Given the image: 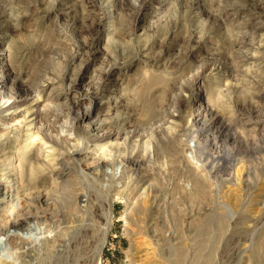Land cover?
<instances>
[{
	"label": "rangeland",
	"instance_id": "1",
	"mask_svg": "<svg viewBox=\"0 0 264 264\" xmlns=\"http://www.w3.org/2000/svg\"><path fill=\"white\" fill-rule=\"evenodd\" d=\"M0 94V156L12 153L21 134L11 127L36 95L49 105L39 120L45 134L77 123L88 141L91 122L138 143L115 153L127 160V179L115 187L109 153L99 160L84 148L71 165L73 183L56 186L46 169L49 220L19 232L8 250L14 264H264V0H0ZM202 127L195 152L228 153L250 168L248 178L228 181L235 168L216 162L220 186L193 180L185 189L183 152ZM235 131L244 138H230ZM77 200L97 231L73 241L60 228ZM31 230L49 239L26 240Z\"/></svg>",
	"mask_w": 264,
	"mask_h": 264
},
{
	"label": "bare ground",
	"instance_id": "2",
	"mask_svg": "<svg viewBox=\"0 0 264 264\" xmlns=\"http://www.w3.org/2000/svg\"><path fill=\"white\" fill-rule=\"evenodd\" d=\"M41 96L40 95H38V96L36 95V96H32L31 98L29 97L30 100H28V99L25 100L24 105H26L28 107L25 106L27 109L23 111L25 113V114H23L24 117L21 120H17L15 122L16 123L15 126L11 127L12 130L10 131L11 133H16V134L20 133L21 135H17V136H15L12 139V141L14 142V146H13L14 149H13L12 153L6 152L5 154L0 156V166H1L0 167V264H14L17 261H19L18 256H14L15 254H13V252L12 253L10 252L11 251L10 249H12L11 247H13L12 243L14 241H15L14 243H17L18 241L16 242V240H18V239L20 240V236L21 235H19V232L21 230H25V229L27 230L29 225H31L30 223L32 221H37V220L44 219L47 216L48 212H49V214L51 213L50 211H48L49 209L47 210V208H46L47 205H48V200L50 199L49 198L50 197V193H49L50 191L48 190V192H47L44 188L41 187L42 185L40 184V182H42V181L44 182V180L46 179V178L44 179V176H45L44 175V173H45L44 171H47L46 169H49L51 171V174L49 173V175H50V177L51 176L53 177V183H55L56 186H59V185L65 183V182H72L73 183L76 180V178H72L73 175H72V171H71L72 170L71 169V165H72L73 162L77 161L78 157L81 156L80 152L84 148L88 150V154H87L88 157H90L89 155H95L96 152L98 151V154H99L98 156H100L99 160H103L104 159V155L109 153L110 155H112L111 156V170L109 172V181H110V186L111 187H115L118 184H122L124 178L127 179V177H126L127 172H126V165H125L127 163V162L125 163V161H127V160H125L126 158L124 160H121V159L117 160L116 157H115L117 154L115 155V153L121 154L123 152H127L128 148H129L128 145L130 143L134 142L132 144L131 148H135L137 146V144H138L137 140H130V138L136 137L134 135L133 136L122 135L121 132H116L113 129L104 130V129H101L100 127H98V126L96 127V125H94V123H91V122H90V124H88L86 126V130L89 132L88 141H84V140H82L81 138H79L76 135L75 129H76V127L79 126L77 123H74V124H71V125L66 124V126H64L65 127L64 131L59 133V135L45 134V133H43V125L44 124L43 125L40 124V121H41L40 117H42V115L45 113V110L49 108V105H48L47 101L42 100ZM1 98L5 99V95L1 96ZM9 99H11V98L10 97L7 98L6 101H3V103H7ZM14 99L16 100V97H14ZM220 106H222V105H220ZM15 108H17V107H15ZM228 112H229V109H228ZM221 116H223V115H221ZM235 117H237V116L235 115ZM88 118H89V113H86L83 116H81V118H79L78 122L79 123L81 121L84 122L85 119L87 120ZM80 119H81V121H80ZM226 119H227V117H226ZM220 120H221L220 117L216 116L213 120H211L212 121L211 124L212 123H219ZM209 123H210V121L208 122V124ZM0 125H1V122H0ZM4 125H6V123ZM4 125H3V127H4ZM235 125H237V124H235ZM231 126L232 125H229L228 127H231ZM117 127H119V126H117ZM217 127H218V125H217ZM5 128L7 130L6 126H5ZM45 128H47V127H44V130H45ZM198 128H200V126ZM243 128H244V126H243ZM205 131H206V128L202 127L201 131L199 130V132H197L196 136L194 135L195 136L194 139L191 140V143L187 145V148H185V151L183 152V159H185L186 163H187V166L186 167L184 166V167L186 169H188V173L190 174V176H188V179L185 182L186 184H184L185 185V189L190 190V191L192 190L191 181H193V180H194V182L196 184L200 183L203 180H208V181H206L208 183H210L209 181H212V182L215 183V180L218 179V176H217L218 175V170H217V168H219L218 167L219 164L216 166V162H223L224 164H228L230 167H234L235 168V170L233 168V170L235 171V174H233V173H230L229 175L227 174L228 175V178H227L228 181L232 180V179L239 180L241 178H248L249 175H250V172H249L250 168L249 167L247 168V166L244 167V164H243L244 162H242V160H236V159L232 158L231 155L228 154V153L225 156H223V155L221 156V155L218 154L216 156L210 155L211 157L207 158V156L204 157L205 153L203 151H201L202 153H200V154H197L195 152L197 150L196 148H197V145L199 143L198 142L199 137H202V135L205 133ZM6 134H8V132ZM188 134H190V133H188ZM243 136L244 135L242 133H240L238 131H235L232 134V137H230V138H232L234 141H239V140H242V138H244ZM260 136H261V134H260ZM137 137H138V135H137ZM148 141L146 142V145L151 146V142H148ZM207 141H208V139H207ZM84 144L86 145L85 147H84ZM201 146L203 147L204 145H201ZM212 147H213V145H212ZM97 148H99V149H97ZM188 150H189V152H188ZM150 151H153V150H150ZM162 152L164 153V151H162ZM130 154H131V152H130ZM152 154H154V153H152ZM34 155L36 156V158H34ZM88 157H84L83 160L80 163H78L77 165H80L82 162H85V160L88 159ZM118 157H120V156L118 155ZM147 157L149 158V156H147ZM34 159H37L39 161L37 163V165H35L36 162H35ZM27 160L29 161V164H30L29 165L30 166L29 169H27L25 167V161H27ZM87 162H89V161H87ZM221 165H222V163H221ZM65 167H70L69 168L70 170L66 171ZM81 167H82V165H81ZM247 169H248V173H246ZM85 171H86V167H85ZM99 171H102V170H99ZM95 172H96V170H95ZM77 173L80 174V172H77ZM219 173H220V171H219ZM219 179H222V178L220 177ZM225 181H227V180H225ZM216 183L218 184V180L216 181ZM31 184H33V186H31ZM235 184H236V182H235ZM75 186H76V184H75ZM145 186H147V185H145ZM220 188L221 187L218 188L219 191H220ZM70 189L71 188H69V190ZM100 189H101V187H100ZM102 190H103V188H102ZM102 190L100 192H98V194L103 193ZM166 191H168V192L171 191V188L168 187V189ZM52 192H54V191H52ZM183 193L185 194V192H183ZM73 194H75V193H73ZM90 195H91V193H90ZM90 195H89V197H90ZM101 195H103V194H101ZM141 195H143V194H141ZM75 196H76V194H75ZM104 196H103V198H104ZM106 196H107V194H106ZM214 196H215V194H214ZM100 197H102V196H100ZM77 198H78V196L76 197V199ZM143 198H142V200H143ZM199 198H201V197H199ZM80 200L79 201L77 200L75 202V204L73 205L74 206L73 210L71 211L68 219L64 222V226H62L60 228L66 235H68V237H70L69 240H73V241H78V239L80 240V238L81 239L85 238L87 235H89V233H90L89 231L90 230H91V233L97 231L95 226L91 225L89 223L90 219H89V216H88V207H87V205L86 204L81 205L80 204L81 203ZM164 203H165V201L163 202V205H164ZM166 204H167V202H166ZM99 206L101 207V204H99ZM102 207L104 208L105 206H103V204H102ZM126 209H128V208H126ZM51 210H53V209H51ZM142 211H144V210L142 209ZM159 212H161V211H159ZM113 214H114L113 206H112V204L108 203L107 212H106V219H105L106 223H105V228L103 230L104 233L102 232V229H101V232L105 236H106L107 232L109 231V226L108 225H109V222L112 221V218L114 216ZM48 217H49V215H48ZM62 219H64V218H62ZM48 220L49 219L47 218V221ZM91 220L93 222V219H91ZM142 222H144V221H142V219L140 218L139 219L140 225H141ZM61 223H63V221ZM146 224H147V222H146ZM34 225H36V224L34 223ZM110 227H111V225H110ZM138 228H140V227H138ZM144 229L145 228H143V231H144ZM138 231H139V229H138ZM1 235H3L4 238H2ZM25 235H24V237H26V240H29L31 242H40V243H42V242H46L49 239L48 238V234H47L46 237L38 236L37 233H35V232L32 233V230H31V232H29V234H25ZM40 235H41V233H40ZM141 237H143V236H141ZM169 237H171V236H169ZM102 238H103V236H102ZM104 239H102V241ZM166 240L167 239H165L163 241L165 242ZM25 243L27 244V242H25ZM161 243H163V242H161ZM101 244H102V242H101ZM167 244H169V243H167ZM31 247L33 248L32 244H31ZM37 247H38V244H37ZM66 249H68V248L66 247ZM155 249H157V248H155ZM5 250H7V251H5ZM8 250H10V251H8ZM13 250L14 249H12V251ZM170 250H171V248H170ZM181 250H182V248H181ZM55 252H57V251H55ZM53 254H55V253H53ZM68 254H69V252H68ZM27 256H28V254H27ZM63 257L65 258V255ZM186 262H188V261L186 260ZM31 264H32V262H31Z\"/></svg>",
	"mask_w": 264,
	"mask_h": 264
}]
</instances>
